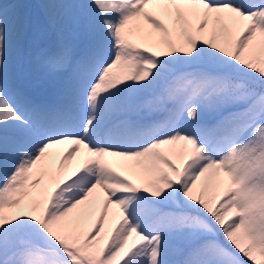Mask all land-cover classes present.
Segmentation results:
<instances>
[{"label": "snow or ice", "instance_id": "obj_1", "mask_svg": "<svg viewBox=\"0 0 264 264\" xmlns=\"http://www.w3.org/2000/svg\"><path fill=\"white\" fill-rule=\"evenodd\" d=\"M0 264H264V0H0Z\"/></svg>", "mask_w": 264, "mask_h": 264}, {"label": "rangeland", "instance_id": "obj_2", "mask_svg": "<svg viewBox=\"0 0 264 264\" xmlns=\"http://www.w3.org/2000/svg\"><path fill=\"white\" fill-rule=\"evenodd\" d=\"M26 10H27V9H25V11H26ZM33 83L38 84L39 86H41V87H43V88H46V86H45L44 84H42V83H38L34 77H29L28 79H26V80L24 81V86H22L21 89L24 91L25 89H28V88H34ZM40 92H43V93L47 94V92H46L45 90H40ZM60 148H61V146H60ZM51 151H52V153H53L51 163L54 164L53 161H54L57 157L60 156V152H59L58 150H55L54 148H53ZM163 154H167V153H163ZM80 161L82 162V160H80ZM47 163H48V162H46V166H47ZM77 166H78V165H77ZM77 166H75V163H71V161H69V163H68V165H67V172L70 173V172L73 171ZM116 170H122L123 173L127 174V178H128V177H132V176L129 175L126 171H124L122 168H117ZM132 179H133L134 181H137V179H135L134 177H132ZM138 181H139V180H138ZM198 184H199V182H198ZM98 205H99V204L95 205V207L97 208ZM92 218H95V217H92ZM107 219H108V218H107ZM89 220H90V219H83V220L80 221V223H87Z\"/></svg>", "mask_w": 264, "mask_h": 264}, {"label": "trees", "instance_id": "obj_3", "mask_svg": "<svg viewBox=\"0 0 264 264\" xmlns=\"http://www.w3.org/2000/svg\"><path fill=\"white\" fill-rule=\"evenodd\" d=\"M22 1H23L24 4H30L31 1H33L32 3H35V0H22ZM30 10H31L32 12H35V9H33V8H31ZM26 11H27V10H26ZM32 12H31V13H32ZM81 228L84 229L82 225H81ZM101 246H103V245H101Z\"/></svg>", "mask_w": 264, "mask_h": 264}]
</instances>
